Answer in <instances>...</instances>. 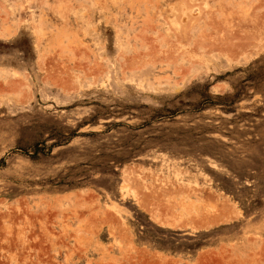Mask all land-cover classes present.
Returning <instances> with one entry per match:
<instances>
[{
    "label": "rangeland",
    "instance_id": "rangeland-1",
    "mask_svg": "<svg viewBox=\"0 0 264 264\" xmlns=\"http://www.w3.org/2000/svg\"><path fill=\"white\" fill-rule=\"evenodd\" d=\"M0 264H264V0H0Z\"/></svg>",
    "mask_w": 264,
    "mask_h": 264
},
{
    "label": "bare ground",
    "instance_id": "bare-ground-1",
    "mask_svg": "<svg viewBox=\"0 0 264 264\" xmlns=\"http://www.w3.org/2000/svg\"><path fill=\"white\" fill-rule=\"evenodd\" d=\"M188 5V4H187ZM218 10V9H217ZM211 11V10H210ZM212 18H213V20L215 21V19H214V17L213 16H211ZM199 19V18H198ZM197 19V20H198ZM213 21V22H214ZM225 21V20H224ZM230 22V21H229ZM210 23H211V21H210ZM190 24V23H189ZM188 25V24H187ZM187 25H184V26H187ZM213 27H214V25H212ZM219 26V25H218ZM188 27V26H187ZM187 27H186V29H187ZM190 27V26H189ZM215 28V27H214ZM218 29H219V27H218ZM225 29H226V27H225ZM185 30V29H184ZM224 30V29H223ZM219 31H221V29L219 30ZM182 32V31H181ZM181 32H180V34H181ZM183 33V32H182ZM188 33V32H187ZM203 34V33H202ZM213 34V33H212ZM183 35H184V33H183ZM178 37H180V36H178ZM189 38V37H188ZM230 38V37H229ZM234 38V37H233ZM237 38V37H236ZM247 38V37H246ZM179 39V38H178ZM243 39V38H242ZM202 41V40H201ZM221 41V40H220ZM228 41V40H227ZM225 42V41H224ZM223 42V43H224ZM247 42V41H246ZM213 43V42H212ZM221 43V42H220ZM226 43V42H225ZM229 43V42H228ZM249 43V42H248ZM210 44V43H209ZM201 45V44H200ZM214 45V44H213ZM238 45V44H237ZM234 46V45H233ZM216 47V46H215ZM235 47V46H234ZM217 48V47H216ZM172 49V48H171ZM221 49V48H220ZM242 49V48H241ZM224 50V49H223ZM228 50V49H227ZM233 50V49H232ZM171 52V51H170ZM238 54V53H237ZM236 55V54H235ZM139 58H140V56H139ZM134 59H136V58H134ZM136 61H138V60H136ZM130 62V61H129ZM133 62V61H132ZM131 62V63H132ZM128 63V62H127ZM133 64H135V63H133ZM133 66V65H132ZM164 194H166L165 192H164ZM169 194V193H168Z\"/></svg>",
    "mask_w": 264,
    "mask_h": 264
}]
</instances>
